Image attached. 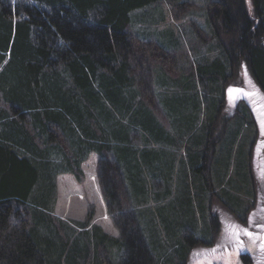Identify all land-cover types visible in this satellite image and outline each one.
Wrapping results in <instances>:
<instances>
[{"label":"trees","instance_id":"trees-1","mask_svg":"<svg viewBox=\"0 0 264 264\" xmlns=\"http://www.w3.org/2000/svg\"><path fill=\"white\" fill-rule=\"evenodd\" d=\"M160 1L0 0V264H49L39 215L54 213L58 176L83 183V164L92 154L120 231L117 239L95 225L103 239L96 249L118 247L123 264H154L140 228V214L151 211L150 185L163 182L155 202L170 196L176 163L184 164L185 156L209 172L216 145L238 115L223 114L229 82L248 84L264 102V0L251 6L210 0L206 28L217 39L218 57L210 47L186 82L164 72L151 90V62L172 58L136 30L132 14ZM169 1L175 16L192 7ZM169 40L179 45L174 34ZM169 99L180 101L179 118L166 124L160 115L172 119ZM59 220L57 232L70 227ZM75 225L87 229L89 223ZM67 256L72 264V252ZM85 261L77 256L74 264Z\"/></svg>","mask_w":264,"mask_h":264},{"label":"rangeland","instance_id":"rangeland-1","mask_svg":"<svg viewBox=\"0 0 264 264\" xmlns=\"http://www.w3.org/2000/svg\"><path fill=\"white\" fill-rule=\"evenodd\" d=\"M174 1L187 2L192 7L175 16L171 1L164 0L132 14L137 20L136 30L147 32L149 41L162 44L163 50L168 51L165 55L172 58L151 62L149 79L146 78L151 90L155 89L153 81L159 75L166 78L164 72L186 82L183 77L195 73L200 58L210 53V47H215L211 57H218L217 39L206 28V7L210 0ZM246 1L251 6V0ZM172 34L178 46L168 45ZM193 80L191 83L195 85ZM197 87L205 91L202 82ZM238 87L245 85L235 81L225 87L223 114L233 116L237 111L238 115L227 124L216 145L209 172L202 169L204 162L192 165L185 156L184 164L180 159L178 162L182 168L176 163L170 196L155 202L154 194L164 191L163 182L154 181L150 185L151 211L140 214V228L153 251L154 264H264V247L260 242L264 228V102L252 97L250 88ZM167 102L172 119L159 115L170 122L179 118L180 101ZM184 152L183 148L179 154L182 156ZM97 165L98 156L92 154L83 164V183L70 174L57 177L54 213L43 209L38 218L41 221L38 237L49 264H67L71 252L72 264L77 256H84L87 264H123L124 253L118 247L109 249L105 245L104 250L96 249L103 240L96 226L109 236L120 238L98 182ZM251 191L253 195L249 194ZM122 199L129 206L123 195ZM59 219L70 227L57 232L55 225ZM87 221V229L75 225ZM246 256L254 263L246 262Z\"/></svg>","mask_w":264,"mask_h":264},{"label":"flooded vegetation","instance_id":"flooded-vegetation-1","mask_svg":"<svg viewBox=\"0 0 264 264\" xmlns=\"http://www.w3.org/2000/svg\"><path fill=\"white\" fill-rule=\"evenodd\" d=\"M244 91V90H243ZM242 91V92H243ZM245 94L248 95L245 91ZM251 95H253L252 97H255V93L253 94L252 91L250 92ZM263 234H264V228H263V231L261 232V235H260V242H261V247H264V244L262 243V237H263Z\"/></svg>","mask_w":264,"mask_h":264},{"label":"crops","instance_id":"crops-1","mask_svg":"<svg viewBox=\"0 0 264 264\" xmlns=\"http://www.w3.org/2000/svg\"><path fill=\"white\" fill-rule=\"evenodd\" d=\"M238 88H239V89L242 88V89H246V90H248L250 87H249L248 84H245V87H238ZM252 102H254V101H252Z\"/></svg>","mask_w":264,"mask_h":264},{"label":"water","instance_id":"water-1","mask_svg":"<svg viewBox=\"0 0 264 264\" xmlns=\"http://www.w3.org/2000/svg\"><path fill=\"white\" fill-rule=\"evenodd\" d=\"M262 243L264 244V234H263V237H262Z\"/></svg>","mask_w":264,"mask_h":264}]
</instances>
